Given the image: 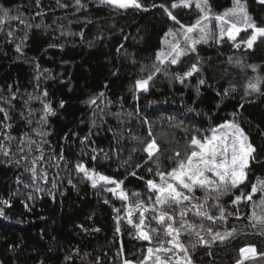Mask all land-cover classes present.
Instances as JSON below:
<instances>
[{
	"label": "trees",
	"instance_id": "16d2710c",
	"mask_svg": "<svg viewBox=\"0 0 264 264\" xmlns=\"http://www.w3.org/2000/svg\"><path fill=\"white\" fill-rule=\"evenodd\" d=\"M179 1L139 0L142 8L125 10L101 0H0V14L7 9L19 16L0 23V146L8 152H0V264H188L179 249L175 255L156 252L158 238L149 228L162 226L136 205H153L156 193L146 182L159 184L157 171L169 172L190 154L193 136H210L227 121L239 125L255 148L247 178L219 201L208 200L205 209L216 219L191 211L185 216L203 225L197 231L209 245L193 249L197 237L187 228L178 239L191 264H264L262 193L233 203L264 180V37L248 48L243 41L254 29L230 16L242 27L232 40L230 23L221 36L211 19L205 21L207 42L190 50L185 29L203 13L196 2L172 8ZM207 2L210 17L233 8V0ZM242 2L251 22L264 28V3ZM190 35L199 39L200 33ZM165 42L184 51L176 64L170 62L176 53L160 55ZM193 64L199 71L184 76ZM149 75L147 88L139 87ZM257 77L260 91L254 92L247 85ZM153 140L157 149L150 157ZM78 165L115 183L93 186L95 179ZM195 195L204 193L197 189ZM141 214L145 225L137 229ZM179 219L176 214L174 227ZM141 230L152 239L140 238ZM216 233L223 241L212 240ZM160 238L171 247V236ZM252 248L249 255L241 251Z\"/></svg>",
	"mask_w": 264,
	"mask_h": 264
},
{
	"label": "snow or ice",
	"instance_id": "6c2138e0",
	"mask_svg": "<svg viewBox=\"0 0 264 264\" xmlns=\"http://www.w3.org/2000/svg\"><path fill=\"white\" fill-rule=\"evenodd\" d=\"M182 2L185 6H187L188 0H182ZM76 3L80 4V0H76ZM101 3L113 6L116 9L125 10L129 7H134L136 9L143 7L139 3V0H101ZM261 3H264V0H261ZM161 7L164 6L161 5ZM175 7H177V4L173 3L172 8ZM196 7L203 13V15L196 21V24L187 27L184 32V40L186 42H190L191 44L190 50L194 51L195 45L201 41L207 42L208 31L206 29H208V24L201 26L202 21L210 22L211 19H215L220 25V34L223 36L225 34L223 25L230 23V21L226 19L228 16L242 15L245 28L254 29V33L246 41H243V43H246L248 48L253 46V43L257 40L258 36L264 37V28H258L253 22H251V17L248 16L246 5L242 2V0H233V8L226 10L222 15H214L212 17L209 16L211 9L207 0H196ZM164 11L173 20L176 19L167 8H164ZM12 19H19V16H11L10 10L7 9L3 10L2 14H0V23H4ZM197 30L200 33L199 39H193L190 34ZM226 31L228 37L235 40L236 35L241 31V29L237 27L236 23H230V27ZM169 34H172L171 30ZM236 47L239 48L240 44L237 43ZM173 51L176 52V56H173L170 62L172 64H176L179 56L183 55L184 51L179 48L178 44L173 46ZM157 58L159 59L160 57L158 56ZM249 66L252 67L253 70L256 68L255 65ZM156 70L159 71L158 68ZM197 71H199L197 65L193 64L190 70L184 73V76L190 77ZM178 78L181 82H183V76ZM151 79L152 76L149 75L146 80L138 81L137 84L139 87L146 89L148 81ZM259 82L260 78L257 77L255 82L249 81L247 88L254 92H259ZM199 83L204 84L205 81L201 79ZM221 128L225 129V131L218 132V130L213 129L210 136H204L202 138L193 136L189 145L192 149L190 154H187L185 158L178 159L177 166L172 168L169 172L163 173L157 171L156 175L160 177L159 184L152 180L146 182L148 187L156 193L153 205L149 207L144 205L143 201H141L136 205V207L143 209V211H151L153 213L151 220H157L158 224L162 226L159 228H149V231L158 238L156 252H172L173 255H175L173 249H179L184 252L185 257L188 260V264H191L190 257L188 256V249L181 244L178 239L181 231L187 228L189 235H195L197 237V240L190 245L193 249H195L197 244L200 243L209 245V241L204 240V238L200 235V231H197V227L203 229V225L188 223L184 219L185 216L191 211L194 216L203 217L208 220L216 219V217L210 215L207 209H205V205L208 200L213 199L219 201L221 196L227 194L233 188L238 187L247 178L246 169L249 167V159L255 152V148L249 142L248 136L238 125L227 123L222 125ZM0 135H3V133H0ZM156 149L157 146L155 144V140H153L148 144L146 150L149 152L151 157L153 150ZM0 152H3L5 155L8 154L2 146H0ZM175 156L180 157V153L176 152ZM77 167L80 171L85 172V175L88 176L89 179L92 178L91 174L88 173L83 166L78 165ZM157 168H159L158 163ZM151 170L152 169H149V171ZM100 179L108 183H115L114 181H110L107 177H101ZM95 183L96 182L93 181V186H95ZM119 186L120 185L117 184L116 187L119 188ZM197 189H200L204 193L203 197H197L195 195ZM258 190L262 193L259 203L261 206H264V180L259 179L255 184L251 185L250 193L243 197L236 196L233 203L235 204L242 198L247 201H252V195ZM109 191L115 192L116 188H111ZM120 198L126 200L127 194L121 191ZM148 199L153 200V197L149 196ZM185 201L188 203L185 204ZM193 201L197 202L193 203ZM156 205H159V207H156ZM217 207L220 212L219 218L223 219L225 210L222 206L217 205ZM117 211H119V209H117ZM170 212L173 214H170ZM176 214H178L180 218L179 227L173 226L174 223H176ZM0 215H3L2 211H0ZM250 218L256 219L255 212H253V215ZM145 219V216L141 214L138 218V223L135 224V227L137 229H142L145 225ZM259 222L264 223V217H261ZM129 223H132V221L129 220ZM117 231H119V227H117ZM149 231L141 230L139 232L140 238L144 240H151L152 237L149 235ZM207 231L211 233L212 229L209 228ZM235 231L236 230L233 228L230 232H227L224 235L231 236ZM160 233H163V236L172 237V240L168 242L171 247H164V242L162 238H160ZM217 238L223 241L224 236L220 233H216L212 236L213 241ZM153 251L154 249L152 247L147 249L148 257L152 256ZM241 251L244 252L246 250L241 249ZM248 251L255 252V249H248ZM157 259L160 260L159 256ZM124 264H130V262L125 261ZM160 264H168V261L160 260ZM177 264H179V262H177Z\"/></svg>",
	"mask_w": 264,
	"mask_h": 264
},
{
	"label": "rangeland",
	"instance_id": "374dc122",
	"mask_svg": "<svg viewBox=\"0 0 264 264\" xmlns=\"http://www.w3.org/2000/svg\"><path fill=\"white\" fill-rule=\"evenodd\" d=\"M259 2H261V0H258ZM192 2H196V0H188V4H187V6L186 7H189L190 5H191V3ZM177 4V6H185V4L182 2V0H180L178 3H176ZM228 17H230V16H228ZM228 17H226V19L228 20ZM233 19H235L236 21H238V22H241V23H243L244 24V20H243V17H242V15H237V16H233ZM216 25H218L219 26V24H218V22L216 21ZM204 24H207L205 21L203 22V23H201V26H203ZM230 26V25H229ZM238 28H242L241 26H237ZM198 31V30H197ZM176 41H177V39H176ZM175 41V42H176ZM172 44H174V42H172ZM172 44H170V43H166L165 42V44H164V47H163V50L160 52V55H163L164 57H168V56H170V55H173V54H175L176 52L175 51H173V46L175 45H173L172 46ZM180 48V47H179ZM181 49V48H180ZM227 123H233V124H235V125H237L234 121H227V122H225L224 124H222V125H225V124H227ZM221 125V126H222ZM239 126V125H238ZM221 128V127H220ZM242 129V128H241ZM220 131H225V129H220L218 132H220ZM249 161H250V159H249ZM86 170V169H85ZM88 173H90L91 174V179H95L94 181L96 182V183H99V182H106V181H104V180H102V179H100L101 177H105V176H103V175H99V174H97V173H95L93 170H86ZM88 177V176H87ZM244 254L245 255H249V254H251V251H248V249L246 250V251H244Z\"/></svg>",
	"mask_w": 264,
	"mask_h": 264
}]
</instances>
